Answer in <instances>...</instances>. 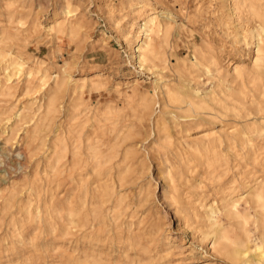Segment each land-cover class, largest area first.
Segmentation results:
<instances>
[{
	"label": "rangeland",
	"instance_id": "rangeland-1",
	"mask_svg": "<svg viewBox=\"0 0 264 264\" xmlns=\"http://www.w3.org/2000/svg\"><path fill=\"white\" fill-rule=\"evenodd\" d=\"M236 6L230 0H0V54L25 62L16 72L0 56V264H230L206 237V211L235 190L246 192L264 174V130L262 136L248 132L253 123L264 126V111L249 96L241 112L212 99L227 84L237 92L234 65L250 68L256 56L251 34L263 20ZM158 11L170 13L160 19L171 29L166 37L154 34L161 57L142 66L140 28ZM57 19L64 27L56 33L49 28ZM195 51L202 56L199 67L191 66ZM136 78L140 82L131 85ZM94 79L101 83L93 86ZM169 90L184 100L170 99ZM199 93L207 104L190 111L187 97ZM50 99L54 112H47ZM235 127L252 137L253 149L231 144ZM212 131L219 137L217 152H194L190 145ZM61 136L69 150L59 162ZM78 136L82 157L76 164ZM89 144L111 155L98 172ZM207 157H214L213 166ZM104 181L114 193L101 205L95 188ZM87 184V197L80 199ZM119 198L125 208L114 210ZM71 207L81 210L79 222H71ZM251 229L252 242L261 243L260 231Z\"/></svg>",
	"mask_w": 264,
	"mask_h": 264
},
{
	"label": "bare ground",
	"instance_id": "bare-ground-1",
	"mask_svg": "<svg viewBox=\"0 0 264 264\" xmlns=\"http://www.w3.org/2000/svg\"><path fill=\"white\" fill-rule=\"evenodd\" d=\"M236 1V2H235ZM225 2V1H224ZM231 6H236L237 8L243 7L244 9L248 10L249 12H252L255 16L257 15L260 19L263 20L261 24H258L259 26L255 29H253L251 38L252 43L256 44V56L253 58V65L252 67L248 68L242 63H237L233 67V73L234 78L239 79L241 81V86L237 90V92H234L235 88L232 85L225 86L226 89L223 91L224 94L222 96L213 97V102H216L225 109H233L236 112H241L242 109L246 108V104L249 103L248 100L250 98V103L257 104V110L258 111H264V105L262 102H259L258 99L255 100V93L258 92L259 96L264 97V0H230ZM228 8V7H227ZM67 10V9H66ZM241 10V9H240ZM245 12V11H244ZM160 13L163 15H166V18H171L169 12L165 11H158L154 12L152 14H148L144 22L142 23V26L140 28V35L139 42L137 46V59L139 60L140 65L145 66L148 64H153L156 59L161 57V53L159 51V44L155 42L154 40V34H162L165 37L169 34L171 25L169 22H167L165 19L164 21L160 19ZM233 15H237L236 11L232 12ZM251 14V15H252ZM55 16V15H54ZM257 18V17H256ZM59 19V18H58ZM56 20V25L51 26L49 29L51 31L60 32L62 31V28L64 25H62L63 20ZM257 20V21H259ZM140 26V25H139ZM256 27V26H255ZM172 33V32H171ZM243 34V33H242ZM247 45L250 44V41L246 43ZM168 46V45H167ZM191 47V46H190ZM12 53V52H11ZM0 56L4 57L3 61L6 64V69L12 68L16 72H21L24 68V61L20 58L9 56L6 57V55L0 54ZM23 55H21L22 58ZM164 59V58H163ZM168 59V57H167ZM213 59V58H212ZM167 61V60H166ZM214 61V60H213ZM212 61V62H213ZM27 63V62H26ZM166 64V63H165ZM217 64V63H216ZM220 64V63H219ZM203 65L202 62V56L198 51H195L194 53V60L191 62V66L193 67H199ZM156 66V65H155ZM169 66V65H168ZM211 68V65H210ZM165 69V68H164ZM150 70V69H149ZM208 71H210L208 69ZM23 73V72H22ZM159 73V72H158ZM10 74V73H9ZM29 77H33L34 71L32 69H29L27 72ZM212 73H210L211 75ZM215 74V73H214ZM41 75V74H40ZM99 76V75H98ZM197 76V75H196ZM215 76V75H214ZM11 76H9L10 78ZM100 77V76H99ZM98 77V79H100ZM193 77V76H192ZM198 77V76H197ZM25 78V77H24ZM228 78V77H227ZM11 79V78H10ZM42 79H45V76L42 77ZM90 79V78H89ZM229 79V78H228ZM246 79L248 80L250 86H247ZM66 80V79H65ZM45 81V80H44ZM73 81V80H72ZM79 81V80H78ZM191 81V80H190ZM193 81V79H192ZM84 81L82 84L76 85V87H83L85 85ZM93 86L94 84L101 83V80H91ZM139 78L134 79L130 82L131 85L136 86L139 83ZM188 82V81H187ZM199 82V81H198ZM225 82V81H224ZM161 83V82H160ZM105 85V84H103ZM167 85V84H166ZM226 85V84H225ZM165 86V85H164ZM191 86V85H190ZM166 87V86H165ZM197 87V86H196ZM213 87V86H212ZM95 88V87H94ZM154 88V87H153ZM175 88V87H174ZM220 88V87H219ZM156 89V88H155ZM154 89V91H155ZM195 89V88H194ZM197 89V88H196ZM212 89V88H211ZM214 89V88H213ZM96 90V89H95ZM127 91V90H126ZM153 91V92H154ZM176 91V90H175ZM199 92L198 90H196ZM89 92V91H88ZM168 96L170 99L174 101H183L184 96L181 93L172 92L171 90L167 91ZM210 92V91H209ZM55 93V92H54ZM130 93V92H129ZM156 93V92H154ZM186 93V92H185ZM218 94V93H216ZM249 94V95H248ZM199 94L196 95H188L187 97V103L188 109L192 108H199L204 107L207 104V101L200 97ZM205 95V94H204ZM207 96V95H206ZM249 96V98H248ZM140 97V96H139ZM208 97V96H207ZM209 98V97H208ZM143 100L144 106L147 104L148 98L144 96L141 98ZM165 99V98H164ZM210 99V98H209ZM232 104H231V103ZM157 103V102H156ZM159 103V102H158ZM210 103V102H209ZM185 105V107H186ZM184 106V105H183ZM208 106V105H207ZM211 106V104H210ZM174 107V106H173ZM176 107V106H175ZM217 107V108H218ZM220 107V108H221ZM180 108V107H179ZM215 108V109H217ZM56 109V103L54 99H50L47 106V112H54ZM147 109V108H146ZM208 109V108H207ZM224 109V110H225ZM38 110V109H37ZM40 110V109H39ZM38 110V111H39ZM198 110V109H197ZM248 110V109H247ZM250 110V109H249ZM100 111V110H99ZM183 111V110H182ZM189 111V112H190ZM208 111V110H207ZM222 111V110H221ZM18 112V111H17ZM147 112V111H146ZM167 112V111H166ZM181 112V111H180ZM196 112V111H194ZM214 112V111H212ZM256 112V111H255ZM32 113V112H31ZM88 113V112H87ZM141 113V112H140ZM219 113V112H218ZM221 113V112H220ZM246 113V112H245ZM47 114V113H46ZM166 114V113H165ZM171 114V113H170ZM199 114V113H198ZM242 114V113H241ZM147 115V114H146ZM181 115V114H180ZM220 115V114H219ZM231 115V114H229ZM161 116V115H160ZM184 116V115H183ZM199 116V115H198ZM233 116V115H232ZM240 116V115H239ZM10 117V116H9ZM13 117V116H12ZM32 117V116H31ZM44 117V116H43ZM185 117V116H184ZM187 117V116H186ZM190 117V116H189ZM192 117V115H191ZM194 117V116H193ZM234 117V116H233ZM245 117V116H244ZM176 118V117H175ZM180 118V117H179ZM201 118V117H200ZM215 118V117H212ZM224 118V117H223ZM236 119V117H235ZM13 120V119H12ZM254 120V119H253ZM30 122V121H29ZM249 122V121H248ZM254 122V121H253ZM258 122V121H257ZM53 123V121H52ZM213 123V122H212ZM6 124V123H5ZM55 124V122H54ZM53 124V125H54ZM198 124V122H197ZM215 124V123H214ZM251 124V123H250ZM8 125V124H7ZM249 125V124H248ZM91 126V125H90ZM223 127V126H222ZM201 128V127H200ZM203 128V127H202ZM240 128V127H239ZM242 128V127H241ZM6 129V128H5ZM84 129V127H83ZM161 129V127H160ZM162 129H164L162 127ZM188 129V128H187ZM231 129V128H230ZM20 130V129H19ZM18 130V131H19ZM209 130V129H208ZM211 130V129H210ZM264 126L260 127L257 126L255 123L248 126V132H256L260 136L263 135ZM22 131V129H21ZM207 131V129H206ZM205 131V132H206ZM224 131V130H223ZM4 132V131H3ZM31 132V131H30ZM64 132V131H63ZM161 132V131H160ZM170 132V131H169ZM217 132V131H216ZM241 132V131H239ZM243 132V131H242ZM255 133V134H256ZM57 134V133H56ZM203 134V133H202ZM231 134V144L234 146L238 145V143H241L242 147H250L253 149L255 146V143L246 133H244L243 136H240V133H238V128L235 127ZM31 135V134H30ZM38 135V134H37ZM220 135V134H219ZM6 136V135H5ZM55 137V136H54ZM173 137V136H172ZM6 138V137H5ZM18 138V136H17ZM32 139L34 138L31 137ZM30 138V139H31ZM57 139V138H56ZM81 136H78L76 138V142H73L74 144V152L73 157L76 158L74 161L76 164L79 162V159L82 157V144L83 142ZM84 139V138H83ZM87 139V138H86ZM18 140V139H17ZM36 140V139H35ZM59 144L56 147V154L58 155L59 162L63 159L65 155H67L69 150V145L66 142V138L59 137ZM219 141V137L216 136V133L214 131L207 132L204 134V136L199 139L196 144L190 145L191 148L199 155H203L204 152L213 151L216 153L217 151L214 149L216 147V141ZM264 140V139H263ZM108 141V140H107ZM25 142V141H24ZM57 142V141H56ZM55 142V143H56ZM189 142V141H188ZM229 142V141H228ZM2 143V142H1ZM18 143V142H17ZM51 143V142H50ZM109 143V142H108ZM220 143V142H218ZM230 143V142H229ZM264 143V142H263ZM39 144V143H38ZM47 146V144H45ZM218 146V145H217ZM6 147V146H5ZM22 147V146H21ZM31 147V146H30ZM40 147V146H38ZM49 147V146H48ZM53 147V146H52ZM55 147V146H54ZM220 147V146H218ZM217 147V148H218ZM233 147V146H232ZM4 148V147H2ZM1 148V149H2ZM28 148V147H27ZM32 148V147H31ZM50 148V147H49ZM258 148V147H257ZM233 149V148H232ZM28 150V149H26ZM221 150V148H220ZM228 150V149H226ZM3 151V150H2ZM1 151V152H2ZM242 151V150H241ZM6 152V151H5ZM20 152V150H19ZM22 152V151H21ZM44 152V151H43ZM230 152V151H229ZM4 153V152H3ZM12 153V152H11ZM17 153V152H16ZM25 153V152H24ZM32 153V152H31ZM120 153V152H119ZM118 153V154H119ZM166 153V152H165ZM244 153V152H243ZM6 155V153H4ZM20 155V153H18ZM255 154V152H254ZM89 155L92 159V162L95 166V170L98 172L99 168H103V166L108 162L109 159H111V155H108L107 157L102 153V149L100 148L99 144H89ZM244 155V154H243ZM27 156V155H26ZM119 156V155H118ZM229 156V155H228ZM20 157V156H19ZM24 157V156H23ZM34 157V156H33ZM54 157V156H53ZM89 157V156H88ZM237 157V156H236ZM243 157V156H242ZM22 158V157H20ZM27 158V157H26ZM79 158V159H78ZM108 158V159H107ZM208 158V157H207ZM10 159V158H9ZM53 159V158H52ZM181 159V158H180ZM253 159V158H252ZM255 160L258 159V155H255ZM2 160V159H1ZM5 160V159H4ZM12 160V159H11ZM28 160V159H27ZM26 160V161H27ZM71 160V159H70ZM114 160V159H113ZM189 160V159H188ZM210 166L214 165L215 159L214 157L208 158ZM217 160V159H216ZM248 160V159H247ZM24 161V160H23ZM1 162V161H0ZM57 162V161H56ZM70 162V161H69ZM21 163V162H20ZM40 163V161H39ZM73 163V162H72ZM88 163V162H87ZM67 164V163H66ZM247 164V163H246ZM264 164V163H263ZM6 165V164H5ZM10 165V164H9ZM25 165V164H24ZM27 165V164H26ZM25 165V166H26ZM56 165V164H55ZM75 165V164H74ZM3 166V165H2ZM11 167L12 164L10 165ZM9 166V167H10ZM24 166V167H25ZM67 166V165H66ZM76 166V165H75ZM10 167V168H11ZM16 166L15 168H17ZM79 167V166H78ZM190 167V166H189ZM230 167V165H229ZM23 168V167H22ZM243 168V167H242ZM8 169V167H7ZM6 169V170H7ZM12 169V168H11ZM80 169V168H79ZM111 169V168H110ZM229 169V168H228ZM263 169V168H262ZM14 170V169H13ZM16 170V169H15ZM25 170V169H24ZM82 170V169H81ZM135 170V169H134ZM8 171H10L8 169ZM18 171V170H17ZM23 171V169H22ZM26 171V170H25ZM3 172V171H2ZM110 172V171H109ZM140 172V170H139ZM170 172V171H169ZM10 173V172H9ZM21 173V172H19ZM42 173H44L42 171ZM51 173V172H50ZM89 174V173H88ZM209 174V173H208ZM250 174V173H249ZM12 175L11 173L9 176ZM17 175V174H16ZM96 175V173H95ZM211 175V174H210ZM239 175V174H238ZM1 176V175H0ZM25 176V175H24ZM33 177V176H32ZM47 177V176H46ZM118 177V176H117ZM215 177V176H214ZM218 177H220L218 175ZM2 178V177H1ZM8 178V177H7ZM43 178V175H42ZM216 178V177H215ZM5 179V178H4ZM114 179V178H113ZM171 179V178H170ZM233 179V178H232ZM231 181H234V179ZM172 180V179H171ZM170 180V181H171ZM238 180V179H237ZM26 181V180H25ZM29 181V180H27ZM130 182V181H129ZM248 182V181H247ZM248 185V189L243 192H240L239 190H235L231 192L229 197L224 198L221 205H218L215 201L208 206L207 209V216L209 218V222H211L210 227L211 231L206 234V237H210L212 239L213 247L218 249L220 253L225 257L226 260L230 261V264H264V174L262 176L254 178ZM5 183V182H4ZM29 184V183H28ZM77 184V182H76ZM84 184V183H83ZM44 185V184H43ZM129 185V184H128ZM4 186V185H3ZM88 184L85 186V189L83 187L80 189L79 198H86L87 194L89 192V188L87 187ZM29 187V185H28ZM97 190L100 189V196L102 197V203L108 200H112V196L114 193L113 187L107 182L104 181L103 183H100L96 185ZM91 190V189H90ZM120 190V189H119ZM9 191V190H8ZM34 191V190H33ZM121 191V190H120ZM69 192V190H68ZM13 193V192H12ZM11 193V195H12ZM38 194V193H37ZM71 194V193H70ZM36 195V194H35ZM72 195V194H71ZM13 196V195H12ZM68 196V195H67ZM146 196V195H145ZM28 197V196H27ZM37 197V196H36ZM70 197V196H68ZM104 197V198H103ZM115 197V196H114ZM39 198V197H38ZM1 199V198H0ZM13 199V198H12ZM65 199V198H64ZM67 199V197H66ZM69 199V198H68ZM14 200V199H13ZM40 200V199H39ZM79 200V199H78ZM83 200V199H82ZM214 200V199H213ZM219 200V199H218ZM38 201V200H37ZM203 201V200H202ZM113 202V201H112ZM29 203V202H28ZM40 203V202H39ZM38 203V204H39ZM82 203V202H81ZM85 204V202H83ZM140 203V202H139ZM208 203V202H207ZM130 204V203H129ZM134 204V203H133ZM245 204V205H244ZM135 205V204H134ZM140 205V204H139ZM244 205L243 209L241 208ZM5 206V205H4ZM3 206V207H4ZM8 206V203H7ZM123 206V199L119 198L116 199L113 202V208L114 210L121 209ZM126 206V205H125ZM200 206V205H199ZM198 206V207H199ZM87 207V206H86ZM85 207V208H86ZM94 207V206H93ZM133 207V206H132ZM197 207V208H198ZM11 208V207H10ZM61 208V207H60ZM110 208V207H109ZM125 208V207H123ZM122 208V209H123ZM9 209V208H8ZM132 209V208H131ZM15 210V209H14ZM93 210V209H91ZM96 213L100 212V207L95 209ZM129 210V209H128ZM131 211V210H130ZM5 212V211H4ZM11 212V211H10ZM23 212V211H22ZM205 212V211H204ZM3 213V211H2ZM13 213V212H12ZM11 213V214H12ZM15 213H17L15 211ZM29 213V212H28ZM39 213V212H38ZM69 215L72 218L71 222L76 223L79 222V220H76V217H78L81 214V210L75 207H71L69 210ZM119 213V212H118ZM22 214V213H21ZM121 214V213H120ZM129 214V213H128ZM5 215V214H4ZM13 215V214H12ZM40 215V214H39ZM108 215V214H107ZM7 216V215H6ZM34 216V215H33ZM111 216V215H110ZM221 216H224L223 219H221ZM75 217V218H74ZM102 217V216H101ZM109 218V217H108ZM106 219V218H105ZM14 220V219H13ZM39 220V219H38ZM63 221V219H62ZM87 221V219H86ZM110 221V220H109ZM64 222V221H63ZM103 222V221H102ZM108 222V221H107ZM142 222V221H141ZM69 223V222H68ZM9 224V223H8ZM17 224V223H16ZM252 224L255 227V230L260 231V239L261 243L257 242L254 239L253 241V230L251 229ZM13 225V224H12ZM114 225V224H113ZM64 227V226H63ZM42 228V227H41ZM68 228V227H67ZM74 227H72L73 229ZM15 230V229H14ZM53 230V229H52ZM68 230V229H67ZM143 230V229H141ZM152 231V230H151ZM67 232V231H66ZM65 232V233H66ZM68 233V232H67ZM114 234V232H112ZM164 233V231H163ZM166 233V232H165ZM12 234V233H11ZM34 234V233H33ZM148 234V233H147ZM203 234V233H202ZM73 235V234H72ZM30 236V235H29ZM150 237V236H149ZM35 238V237H34ZM38 238V237H37ZM109 238V237H108ZM8 239V238H7ZM151 239V238H150ZM210 239V240H211ZM31 240V239H30ZM38 240V239H37ZM36 240V241H37ZM109 240V239H108ZM170 240V239H169ZM12 241V240H11ZM141 241V240H140ZM152 241V240H151ZM122 243V242H121ZM138 243V242H137ZM169 244V243H168ZM173 244V243H172ZM75 246V245H74ZM124 246V245H123ZM140 246V245H139ZM89 248V247H88ZM136 248V247H135ZM170 248V247H169ZM130 249V248H129ZM61 251V250H60ZM167 251V250H166ZM165 251V252H166ZM130 253V252H129ZM136 254V253H135ZM139 255V254H138ZM152 257V256H151ZM113 259V258H112ZM110 260V259H109ZM151 260V259H150ZM130 262V261H129ZM204 263V262H203ZM213 263V262H212ZM210 264V263H205ZM224 264V263H223Z\"/></svg>",
	"mask_w": 264,
	"mask_h": 264
}]
</instances>
